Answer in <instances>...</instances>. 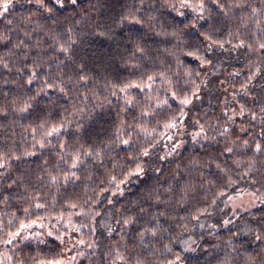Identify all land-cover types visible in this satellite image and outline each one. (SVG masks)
I'll return each instance as SVG.
<instances>
[{"label":"trees","instance_id":"16d2710c","mask_svg":"<svg viewBox=\"0 0 264 264\" xmlns=\"http://www.w3.org/2000/svg\"><path fill=\"white\" fill-rule=\"evenodd\" d=\"M246 192L250 235L220 227L180 264H264V0H46L0 18V264L65 258L49 234L11 240L26 224L74 227V264H178L180 240Z\"/></svg>","mask_w":264,"mask_h":264},{"label":"rangeland","instance_id":"374dc122","mask_svg":"<svg viewBox=\"0 0 264 264\" xmlns=\"http://www.w3.org/2000/svg\"><path fill=\"white\" fill-rule=\"evenodd\" d=\"M60 1V0H54ZM46 0H11L10 2L0 6V18L9 11L20 6H36L42 7ZM231 58L227 55H217L214 57L216 69L225 64ZM220 84L217 82L214 86V91L220 89ZM259 205L257 197L250 192L233 194L226 197L215 215L205 218L192 232L185 235L178 243L179 252L176 255L180 264L181 260L193 253V250L198 246L204 236L210 232L216 231L220 227H238L244 230L246 236L250 235V226L247 222L250 220L253 210ZM109 220L107 215L103 217V223ZM38 224V223H37ZM35 225V226H34ZM52 230L45 228L42 225L26 224L19 232L10 234L11 240H28L37 237H46V234L51 235L55 240L62 244L64 248L65 258L53 264H74L78 250L82 248L84 243L82 237L79 236L74 227L66 231ZM86 242L90 239L85 238Z\"/></svg>","mask_w":264,"mask_h":264}]
</instances>
